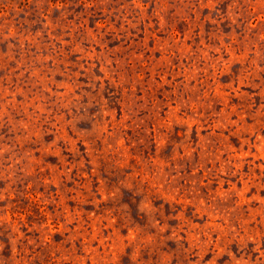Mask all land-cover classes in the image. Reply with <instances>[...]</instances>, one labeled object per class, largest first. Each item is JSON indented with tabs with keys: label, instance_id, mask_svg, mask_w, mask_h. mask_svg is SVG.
<instances>
[{
	"label": "rangeland",
	"instance_id": "rangeland-1",
	"mask_svg": "<svg viewBox=\"0 0 264 264\" xmlns=\"http://www.w3.org/2000/svg\"><path fill=\"white\" fill-rule=\"evenodd\" d=\"M0 264H264V0H0Z\"/></svg>",
	"mask_w": 264,
	"mask_h": 264
}]
</instances>
